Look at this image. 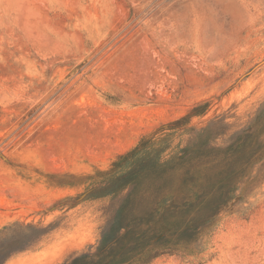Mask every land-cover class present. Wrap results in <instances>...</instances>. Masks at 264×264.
<instances>
[{
    "label": "rangeland",
    "instance_id": "374dc122",
    "mask_svg": "<svg viewBox=\"0 0 264 264\" xmlns=\"http://www.w3.org/2000/svg\"><path fill=\"white\" fill-rule=\"evenodd\" d=\"M0 264H264V0H0Z\"/></svg>",
    "mask_w": 264,
    "mask_h": 264
}]
</instances>
